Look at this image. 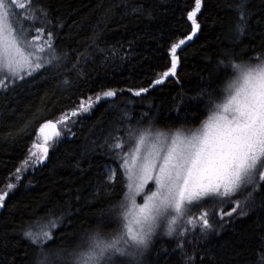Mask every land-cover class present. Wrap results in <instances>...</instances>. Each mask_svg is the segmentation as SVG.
Wrapping results in <instances>:
<instances>
[{
  "label": "snow or ice",
  "instance_id": "snow-or-ice-1",
  "mask_svg": "<svg viewBox=\"0 0 264 264\" xmlns=\"http://www.w3.org/2000/svg\"><path fill=\"white\" fill-rule=\"evenodd\" d=\"M121 5L128 14L127 0H120L116 6ZM201 6L202 0H194V8L187 13L191 32L171 43V65L154 85L178 76V50L184 51L187 41L200 30L197 13ZM235 10L238 19L228 36L231 47L223 50L217 65L218 70L227 73V79L219 99L201 90L199 96L207 100L208 114L200 127L164 131L154 128L151 122L145 127L138 121L137 126L117 127L103 144L93 142V147L82 155L105 149L103 154L117 162L126 180L123 198L102 210L107 218L71 245L63 239L76 234L70 202L60 212L49 209L44 215H34L19 230L31 249V256L25 251L27 259L20 264H229L228 243L220 246L224 255L217 257L210 246L211 238L257 209L264 211V0H235ZM145 11L143 5L130 9L134 15H144ZM110 14L111 9H107L105 15ZM147 16L151 18V12ZM54 27L63 28V24H54L49 8L41 0H0V93L6 94L17 81L37 73L75 71L80 77L81 62L87 63L93 53L102 54L105 60L118 55L124 58L119 49L101 47L98 31L84 52L73 50V58L69 52L57 49ZM63 83L70 81L64 79ZM128 91L139 97L149 89ZM117 94L116 89H107L87 97L71 111V116L89 113L101 99L116 98ZM176 99L183 103L182 98ZM123 115L131 121L127 112ZM68 120L69 115L64 113L60 119L40 125L29 157L16 169L15 180L10 178L5 185L7 191H0V209L5 208L9 192L17 187L23 173L48 158L49 141L60 136L57 125L63 124L71 131ZM75 166L84 171L80 160ZM105 167L104 191L108 192L107 184L115 183L118 169ZM149 181L154 188L138 203L137 197ZM242 193H246L243 203ZM209 204L228 208L210 212L205 207ZM193 207L200 209L198 215H193ZM113 224L115 234L105 235L103 230ZM257 226L261 230L260 242L251 264H264V221H257ZM158 238H167L171 247L157 250ZM18 247V242L0 241V264H16ZM152 252L155 259L149 262L147 256Z\"/></svg>",
  "mask_w": 264,
  "mask_h": 264
},
{
  "label": "trees",
  "instance_id": "trees-1",
  "mask_svg": "<svg viewBox=\"0 0 264 264\" xmlns=\"http://www.w3.org/2000/svg\"><path fill=\"white\" fill-rule=\"evenodd\" d=\"M41 2L49 8L54 24H63V28H53L58 34L55 45L59 51H67L74 58L76 52L73 50L84 52L93 33L98 31L101 47L119 49L124 58L118 55L105 60L102 54L93 53L87 63L81 62L83 75L80 77L75 71L37 73L17 81L6 94L0 93V191H5L9 179H15L16 169L28 158L42 123L56 121L64 113L71 114L82 100L95 97L102 90L118 91L116 98L102 99L89 113L74 118L71 131L54 141L48 158L26 172L8 194L5 208L0 209V241L18 242L16 264L27 259L25 251L31 256L28 242L19 230L34 215H44L49 209L60 212L70 202L76 234L63 239L71 245L107 218L102 210L112 201L123 198L126 180L117 162L103 154L105 149L97 148L87 156L82 155L93 147V142L103 144L110 134H115L117 127L137 126L138 121L145 127L151 122L154 128L175 131L195 128L206 119L207 100L199 94L203 89L216 99L220 98L227 73L218 70V60L223 50L231 47L228 36L238 19L235 0H202L201 10L197 13L200 30L187 41L184 51L178 50V76H170L164 83L154 85L171 65V43L191 32L187 13L194 8V0H127L128 14H124V5L116 6L120 0ZM134 5H143L145 14H132L130 9ZM107 9H111L108 16L105 15ZM147 12H151V18ZM236 51L239 52V48ZM64 79L70 83L64 84ZM140 88H148L149 92L138 97L128 91ZM120 89L124 91L120 92ZM177 97L183 99L182 104ZM124 112L131 121L124 117ZM78 160L83 172L75 166ZM105 165L118 169L115 183L107 184L108 192L104 191ZM244 195L246 193L240 195L242 203ZM207 206L210 212L220 207L228 208V205L218 204ZM195 209L193 207L192 213ZM257 221H264V211L260 209L237 220L220 236L211 238L213 252L217 257L223 256L224 250L220 246L228 243L229 264H251L260 242L261 230ZM116 230L113 224L103 231L111 236ZM171 244L167 238H158L155 248L171 247ZM153 259L154 252L147 256L149 262Z\"/></svg>",
  "mask_w": 264,
  "mask_h": 264
},
{
  "label": "rangeland",
  "instance_id": "rangeland-1",
  "mask_svg": "<svg viewBox=\"0 0 264 264\" xmlns=\"http://www.w3.org/2000/svg\"><path fill=\"white\" fill-rule=\"evenodd\" d=\"M101 100H102V99H101ZM96 104H97V103H96ZM96 104H95V105H96ZM95 105H94V106H95ZM81 114H86V113H81ZM77 117H78V116L73 117V116H71V114H69V120H68V125H69V127L74 123V120H75L74 118H77ZM59 119H60V118H59ZM200 125H201V124H200ZM200 125H198V126L195 127V128L188 129V130H194V129L200 127ZM56 130H57V131H60V136H59V137H55V136H53L52 140L49 141V144H50L51 146H53V143H54L55 140L64 137V136L68 133V130L65 129V127H64L63 124H58ZM47 131L49 132L50 135L52 134L51 130H47ZM37 140H38V138H37ZM37 140H36V141H37ZM51 146L49 147V150H50ZM31 148H32V146H31ZM31 148H30V149H31ZM33 150L38 151L37 149H33ZM28 157H29V153H28ZM29 170H32V168H29L26 172H28ZM26 172H24L23 175H24ZM14 180H15V179H14ZM14 180H13V181H14ZM150 188H154V184H153L152 181H149V183L145 186L144 191L140 194V196L137 197V202H138V203H142V202H143V196H144L146 193H148V190H149ZM5 191H7V189H5ZM10 192H11V191H10ZM10 192H9V193H10ZM209 205H210V204H209ZM205 207H207V208L209 209V207H208L207 205H206ZM195 210H196V212H193V213H194L193 215H198L200 209L196 207Z\"/></svg>",
  "mask_w": 264,
  "mask_h": 264
}]
</instances>
